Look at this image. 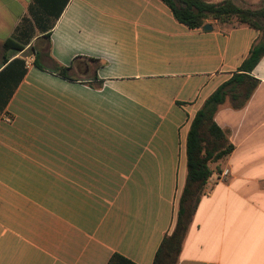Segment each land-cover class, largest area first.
I'll return each instance as SVG.
<instances>
[{
  "label": "crops",
  "instance_id": "obj_1",
  "mask_svg": "<svg viewBox=\"0 0 264 264\" xmlns=\"http://www.w3.org/2000/svg\"><path fill=\"white\" fill-rule=\"evenodd\" d=\"M207 24L162 0H0V264L154 263L191 122L260 38ZM77 58L74 82L46 71ZM252 76L248 104L215 117L234 151L210 165L178 264H264V56Z\"/></svg>",
  "mask_w": 264,
  "mask_h": 264
},
{
  "label": "trees",
  "instance_id": "obj_2",
  "mask_svg": "<svg viewBox=\"0 0 264 264\" xmlns=\"http://www.w3.org/2000/svg\"><path fill=\"white\" fill-rule=\"evenodd\" d=\"M170 8L175 19L190 29L204 28L208 21L220 24L235 20L238 24L248 25L260 31V38L253 45L250 54L232 78L221 85L204 103L191 122L186 151L187 176L180 196L176 225L171 235L162 241L153 264H178L179 256L188 229L196 213L205 187L213 175L210 164L220 163L234 151L230 142V133L221 129L215 117L222 106L230 104L234 109H243L258 88L260 81L252 72L264 56V0L259 9L238 7L232 0L218 3L206 0H162ZM8 44H5L7 47ZM79 58L70 67L60 65L46 70L35 63L40 70L68 81H76L72 76L73 68ZM108 264H135L115 254Z\"/></svg>",
  "mask_w": 264,
  "mask_h": 264
},
{
  "label": "rangeland",
  "instance_id": "obj_3",
  "mask_svg": "<svg viewBox=\"0 0 264 264\" xmlns=\"http://www.w3.org/2000/svg\"><path fill=\"white\" fill-rule=\"evenodd\" d=\"M208 2H212V3H218L224 0H206ZM234 2V4L238 7L241 8H246V9H259L263 6V0H232ZM233 22H236L235 20H233ZM77 76V74H76ZM29 163L30 162H23V167H29ZM211 165V164H210Z\"/></svg>",
  "mask_w": 264,
  "mask_h": 264
},
{
  "label": "built area",
  "instance_id": "obj_4",
  "mask_svg": "<svg viewBox=\"0 0 264 264\" xmlns=\"http://www.w3.org/2000/svg\"><path fill=\"white\" fill-rule=\"evenodd\" d=\"M31 55L30 56H27L26 58H25V64H26V66L27 67H29V65H30V59H31ZM228 174H229V170L228 169H225L222 173H221V175H220V179H223V178H226L227 176H228Z\"/></svg>",
  "mask_w": 264,
  "mask_h": 264
},
{
  "label": "water",
  "instance_id": "obj_5",
  "mask_svg": "<svg viewBox=\"0 0 264 264\" xmlns=\"http://www.w3.org/2000/svg\"><path fill=\"white\" fill-rule=\"evenodd\" d=\"M204 30H212V26L207 24L204 26Z\"/></svg>",
  "mask_w": 264,
  "mask_h": 264
}]
</instances>
